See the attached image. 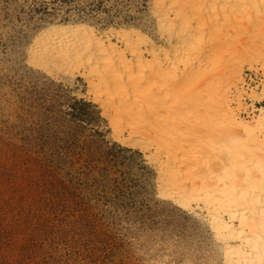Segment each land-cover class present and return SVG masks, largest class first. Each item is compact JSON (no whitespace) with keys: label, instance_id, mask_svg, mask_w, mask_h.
<instances>
[{"label":"bare ground","instance_id":"bare-ground-1","mask_svg":"<svg viewBox=\"0 0 264 264\" xmlns=\"http://www.w3.org/2000/svg\"><path fill=\"white\" fill-rule=\"evenodd\" d=\"M21 51L78 85L112 141L143 153L156 196L200 218L211 240L158 264H264V0H148L144 21L55 17Z\"/></svg>","mask_w":264,"mask_h":264},{"label":"rangeland","instance_id":"rangeland-1","mask_svg":"<svg viewBox=\"0 0 264 264\" xmlns=\"http://www.w3.org/2000/svg\"><path fill=\"white\" fill-rule=\"evenodd\" d=\"M116 16L144 21L148 0H0V264H158L211 240L78 85L22 58L44 20Z\"/></svg>","mask_w":264,"mask_h":264}]
</instances>
